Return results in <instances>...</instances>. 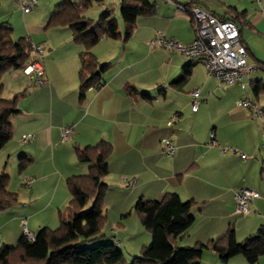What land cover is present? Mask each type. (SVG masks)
<instances>
[{
    "label": "crops",
    "instance_id": "obj_1",
    "mask_svg": "<svg viewBox=\"0 0 264 264\" xmlns=\"http://www.w3.org/2000/svg\"><path fill=\"white\" fill-rule=\"evenodd\" d=\"M25 1L0 0V21L11 25L16 39L26 38L43 47L46 77L39 86L23 70H17L10 72L7 84L3 81L2 96L6 99L24 96L18 101L19 112L11 118L13 138L0 151V163L7 161L4 173L11 179L7 167L17 172L21 157H30L31 165L18 171L17 181L33 180L31 187L23 182L18 187L17 181L8 187L19 198L17 205L0 213L4 246L12 247L13 235L20 240L24 222L34 236L42 228L57 227L59 213L71 200L67 180L89 170V164L78 160L76 149L101 141L110 143L113 149L104 182L126 196L119 204L118 228H110L113 243L134 247V251L148 246L152 237L137 218L133 220V206L140 198L154 201L167 193L195 203V222L178 239L181 248L218 240L230 228L239 242L254 235L264 224V156L260 147L264 123L237 103L247 99L264 111V92L257 94L254 90L256 85H264V0H149L156 3V13L138 18L127 41L102 38L91 49L108 69L102 74L103 83L89 89L84 99L80 96L79 73L80 55L86 48L73 42L70 28L48 27L57 7L67 0H38L29 13L22 8ZM120 3L93 0L84 16L95 22L107 8L114 7L113 17L124 33ZM186 5L234 20L248 61L257 70L243 76L241 84L220 86L200 61L152 46L150 42L157 33L188 44L194 41L192 18L180 10ZM196 89L200 90V104L194 111L191 92ZM231 124L241 128L235 138L225 135L226 125ZM66 127H72L73 132L62 141ZM25 135L33 138L23 144ZM166 139L175 147L171 156L163 153L162 141ZM232 149L246 154L247 159L242 160ZM125 179L135 180L134 187L127 186L129 193L123 190L127 188ZM241 189L260 195L251 203L248 216L235 213V195ZM108 191L107 195L110 188ZM113 198L111 195L109 201ZM240 216L242 219H236L233 225H225L226 219ZM198 224H202L199 233L195 231ZM117 233L129 238L128 245L115 236ZM135 233L138 235L134 239ZM236 258L227 264H249L246 258ZM201 264L221 263L213 251H206ZM258 264H264V256Z\"/></svg>",
    "mask_w": 264,
    "mask_h": 264
},
{
    "label": "trees",
    "instance_id": "obj_2",
    "mask_svg": "<svg viewBox=\"0 0 264 264\" xmlns=\"http://www.w3.org/2000/svg\"><path fill=\"white\" fill-rule=\"evenodd\" d=\"M93 0H81L76 4L69 0L59 5L51 16L48 27H68L73 33V42L83 45L86 52L80 55V96L85 98L89 89L103 83L102 74L108 69L101 65L91 53V49L102 38L127 41L136 28L140 17L153 16L156 3L149 0H121L120 15L125 25L121 33L114 14V7L107 8L95 22L84 14L92 6ZM193 5H186V12ZM14 30L9 24H0V151L12 140L11 118L18 111V101L24 94L13 98H3L2 78L11 71L25 70L36 57L32 42L26 38L13 39ZM255 92H264V85H256ZM112 145L101 141L95 146L77 148V158L89 164L88 173L72 176L67 180L71 200L67 209L59 213L60 225L57 229L42 228L29 241L24 235L16 246L0 248V264H201L206 251H213L221 264L243 255L249 264H258L264 256V224L258 231L239 242L233 228L218 240L197 243L192 247L179 248L178 239L184 237L194 225L191 211L193 201L184 202L175 193H167L161 200L148 201L143 198L133 206L142 226L152 234V241L141 249L140 256L132 263H126L124 254L108 243L96 247L88 244L101 238L106 223L104 212L108 185L104 178L109 174V158ZM32 159L22 156L19 170L24 171ZM10 178L0 172V213L18 204V195L9 191ZM31 187V186H30ZM90 207V208H88Z\"/></svg>",
    "mask_w": 264,
    "mask_h": 264
},
{
    "label": "built area",
    "instance_id": "obj_3",
    "mask_svg": "<svg viewBox=\"0 0 264 264\" xmlns=\"http://www.w3.org/2000/svg\"><path fill=\"white\" fill-rule=\"evenodd\" d=\"M38 0H26L22 3L25 13H29L36 5ZM181 11L186 9L180 8ZM195 30V39L192 43H184L175 39H168L162 33H157L155 39L150 42L152 46H159L167 50L179 52L180 54L200 61L210 77L216 79L220 86L241 84L243 76L257 70L256 65H252L248 61V52L243 45L240 37V29L237 23L231 19H221L213 14L207 13L197 6H193L189 10ZM35 61L29 65L24 72L35 81L39 86L45 82L46 72L42 64L44 49L40 45L32 44ZM193 110L196 111L200 104V90L196 89L191 92ZM245 109L254 113L262 123H264V111L258 106L253 105L249 100H241L238 103ZM173 122V121H172ZM171 124V123H169ZM73 132L72 127H66L62 130V141H67ZM33 138L32 135H25L21 138L23 144L29 142ZM210 144H215L214 134L210 135ZM163 153L171 156L175 152V147L170 140H163ZM262 150L264 151V135ZM235 154L240 155L242 160L247 159V155L240 153L236 149H232ZM26 187L32 185L33 180L29 178L23 179ZM128 187H134L135 180L125 179ZM257 191L250 189H241L237 191L235 213L248 216L252 212L251 203L259 198ZM23 235L31 242L35 241V236L26 228L24 222ZM1 241V235H0ZM118 243V242H116Z\"/></svg>",
    "mask_w": 264,
    "mask_h": 264
},
{
    "label": "rangeland",
    "instance_id": "obj_4",
    "mask_svg": "<svg viewBox=\"0 0 264 264\" xmlns=\"http://www.w3.org/2000/svg\"><path fill=\"white\" fill-rule=\"evenodd\" d=\"M2 22L0 21V24H1ZM13 39L14 40H18V39H16L15 38V36H13ZM12 72H14V71H11V73ZM10 75V73H7V74H5L4 75V77L2 78V83H3V81L5 82V84H7V82L11 79V78H9V77H11V76H9ZM6 94V93H5ZM3 98H5V95H3L2 96ZM236 127H237V125H236ZM225 130H226V134L225 135H227V136H229V137H233V138H235V137H237V135H239V134H241V128L238 130V129H235V126H233L232 124L229 126H227L226 125V127H225ZM262 146V145H261ZM260 146V147H261ZM229 147H231V146H229ZM259 147V148H260ZM233 148H235V147H233ZM261 150H262V147H261ZM246 152H248V151H246ZM249 153V152H248ZM247 153V154H248ZM262 154H263V156H264V151L262 150ZM249 155V154H248ZM6 162L7 161H2L1 163H0V171L1 172H3L4 173V168H5V165H6ZM14 170V168H9V167H7V169H6V172L7 173H11L12 174V176H11V179H10V183L12 182V183H14V182H16L17 181V179H18V177H19V175L17 176V174H19V168H18V166L16 167V171L17 172H14L13 171ZM22 179H21V181H20V179L17 181V186L18 187H20L21 186V184H22ZM10 183H9V185H10ZM127 187V186H126ZM109 188H110V193H109V195H107L108 194V192H107V194H106V197H105V202H104V212H105V214H106V216H107V218H106V223H105V228L103 229V231H102V234H103V236L101 237V238H99V239H97V240H95V241H93V242H91V243H89L88 244V246L89 247H96V246H99V245H103V244H108V243H113L114 242V240H113V238H111V235H110V231L112 230V229H110L111 227H116V228H118L117 227V225H115V224H117V219H118V217H120V211H119V208H120V206H119V204H120V202H121V200H123L124 198H126V196H125V193H121V191L116 187H108V190H109ZM130 188H132V187H130ZM23 189V188H22ZM21 189V190H22ZM123 190L124 191H126V190H131V189H128V187L127 188H123ZM126 192H128V191H126ZM129 193V192H128ZM111 195H113L114 196V198L113 199H110V201H109V197L111 196ZM19 198V197H18ZM162 198V197H161ZM161 198H159V199H157V200H161ZM88 208H90V207H88ZM133 220L135 219L136 220V218L138 219V221L140 222V224H141V221H140V219H139V217H138V215L136 214V212L133 210ZM193 213H195L194 211H192L191 212V215H194ZM236 219H242V216H240V217H236V218H234V219H230V220H228V219H226L224 222H225V225L226 226H229V224L230 225H233V223H234V221L236 220ZM128 221H130V218L128 219ZM138 222V223H139ZM217 224H219V225H221V227H223L224 228V226L225 225H223V223H221V222H218ZM59 225H60V222L58 223V225H57V227L56 228H53V229H57L58 227H59ZM142 225V224H141ZM201 226H202V224H198L197 226H195L196 228H195V231H197L198 233L199 232H201ZM143 227V226H142ZM116 228H113V230H117ZM106 229V231H104ZM143 229H144V231H146L145 230V228L143 227ZM24 230V229H23ZM147 232V231H146ZM136 234V233H135ZM21 235H22V232H21ZM138 234H136L135 236H134V239L135 238H137L136 236H137ZM151 235V237H152V234H150ZM116 237H119V239L121 240V241H123L125 244H126V242H127V244L126 245H128V243L130 242V240H129V238L128 237H124V238H121L120 236H121V234L120 233H117L116 235H115ZM13 239H11L12 241L11 242H13L12 244V246H16L17 244H18V238L16 239V235H13V237H12ZM179 245H178V247L179 248H181L180 247V245H181V242H180V240H179ZM4 244L5 243H3V241H0V248L2 247V246H4ZM183 244V243H182ZM194 246V245H193ZM116 247L124 254V258L125 259H127L130 263H132L133 262V260L136 258V257H138V256H140V254H141V250L140 251H134V250H136V248H134V247H131V249H130V247L128 248V247H126V246H124V245H119V244H117L116 245ZM237 257V258H236ZM235 258L236 259H238V257H241V258H243V259H245V257L243 256V255H239V256H236Z\"/></svg>",
    "mask_w": 264,
    "mask_h": 264
}]
</instances>
